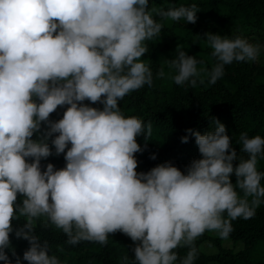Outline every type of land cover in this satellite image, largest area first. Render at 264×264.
I'll use <instances>...</instances> for the list:
<instances>
[{"label":"trees","instance_id":"1","mask_svg":"<svg viewBox=\"0 0 264 264\" xmlns=\"http://www.w3.org/2000/svg\"><path fill=\"white\" fill-rule=\"evenodd\" d=\"M115 1L22 0L9 4L0 0V30L12 31L5 37L0 33V264H44L43 259L58 250L75 253L81 262L96 264L150 261L141 253L139 242L118 249L121 226L115 219L126 208L135 210L136 203L151 212L159 206L166 208L158 220L162 236L195 231L196 239L173 251L174 255L185 250L195 252L202 242L218 243L217 238L205 233L199 221L204 214L193 213L185 228L167 229L166 221L189 213L199 203L210 205L212 201L248 190H264V172L258 175V171L244 167L236 172L243 181L233 185L228 182L222 189L205 193L186 205L176 202L182 175L201 168L209 143H226L224 121L232 119L239 125L244 135L240 145L245 149L252 150L264 143V105L240 99H215L206 114L185 118L155 108L147 95L124 82V76L101 85L92 72L90 94L78 97L49 71H41L32 64L20 71L17 69L19 59L29 56L31 27L53 4L57 5L61 18L67 17L70 3L88 4L96 18L94 27L101 31L106 26L102 19L111 12ZM130 1L125 0L122 5ZM135 1L130 4L134 5L133 18H138L145 13L149 0L144 4ZM243 4L247 9L260 5L262 11L254 12L264 19V0H248ZM158 8L156 13L160 16L178 10L173 6ZM118 24L114 21L107 25ZM125 24L128 25L126 21ZM5 50L13 58V64L2 63L7 56L3 58ZM54 61L75 65L73 60L60 56ZM113 111L122 113L115 127L123 132L127 157L109 162L108 168L116 174L130 173L125 179L120 203L99 206L100 188L96 187L97 178L88 159L100 148ZM147 128L159 129L163 144L136 155ZM50 143L58 145L56 154L44 152ZM160 162L166 165L165 169ZM165 174L175 181L171 190L163 180ZM55 208L60 213L59 228L26 218L31 209L47 212ZM235 214L238 220L225 223L223 228L234 240L244 243V249L234 255L237 260L246 256L255 243H264V221L249 219L242 210ZM203 258L222 261L220 254Z\"/></svg>","mask_w":264,"mask_h":264},{"label":"rangeland","instance_id":"2","mask_svg":"<svg viewBox=\"0 0 264 264\" xmlns=\"http://www.w3.org/2000/svg\"><path fill=\"white\" fill-rule=\"evenodd\" d=\"M6 1L16 4L22 0ZM243 1L248 0H149L145 13L133 18L134 5L130 2L122 5L125 0H116L111 12L102 19L106 26L101 31L94 27L96 18L88 4L70 3L67 17L62 18L53 4L31 27L29 56L19 59L17 69L32 64L41 71H49L78 97L90 94L92 72L101 85L124 76V82L147 95L155 108L185 118L206 114L215 99H240L264 105V19L254 12L262 11V7L255 5L247 9ZM158 6H173L178 10L160 16L156 13ZM114 21L119 23L116 27L107 25ZM125 21L128 25H124ZM0 33L5 37L12 31L2 28ZM6 55L7 50L3 58ZM56 56L73 60L75 65L56 62ZM8 61L13 64L9 55L2 63ZM121 115L118 111L111 112L100 148L88 159L97 178L96 187L100 188L99 206L120 203L130 173L116 174L108 168L109 162L127 157L123 132L115 127ZM223 128L228 137L226 143H209L201 168L182 175L178 204L186 205L205 193L222 189L228 182L233 185L243 181L236 175L240 168H252L258 175L264 172V143L247 150L240 145L244 135L235 121H224ZM143 138L136 155L163 144L162 133L157 128H147ZM58 151V145L52 143L44 149L47 154ZM159 165L166 168L162 162ZM163 180L171 190L175 183L172 177L165 174ZM165 209L159 206L151 212L136 203L135 210L121 211L115 219L121 226L118 249L139 242L144 258L150 259L140 264H264L262 241L251 246L246 256L235 260L234 255L244 249V243L234 240L223 228L225 223H235L237 210L244 211L249 219L264 221V190H248L212 201L210 205L199 203L189 213L166 221L167 229L185 228L193 213L204 214L199 221L205 233L217 238L218 243L202 242L191 253L185 250L174 255L173 251L196 239L195 231L160 235L158 220ZM59 214L57 208L47 212L31 209L26 218L33 222L42 220L56 229L60 226ZM219 254L221 262L203 258ZM43 263L96 264L81 262L75 253L63 250L45 257Z\"/></svg>","mask_w":264,"mask_h":264}]
</instances>
